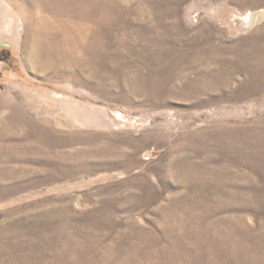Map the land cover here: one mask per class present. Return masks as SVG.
Here are the masks:
<instances>
[{"label": "rangeland", "instance_id": "obj_1", "mask_svg": "<svg viewBox=\"0 0 264 264\" xmlns=\"http://www.w3.org/2000/svg\"><path fill=\"white\" fill-rule=\"evenodd\" d=\"M0 77V264H264V0H0Z\"/></svg>", "mask_w": 264, "mask_h": 264}, {"label": "bare ground", "instance_id": "obj_2", "mask_svg": "<svg viewBox=\"0 0 264 264\" xmlns=\"http://www.w3.org/2000/svg\"><path fill=\"white\" fill-rule=\"evenodd\" d=\"M254 19V16H252V15H249L248 17H247V21L249 22V23H251V20H253ZM71 25V24H70ZM36 49V48H35ZM38 58V52L37 51H34V53L32 54V56H31V61H34V60H36Z\"/></svg>", "mask_w": 264, "mask_h": 264}, {"label": "built area", "instance_id": "obj_3", "mask_svg": "<svg viewBox=\"0 0 264 264\" xmlns=\"http://www.w3.org/2000/svg\"><path fill=\"white\" fill-rule=\"evenodd\" d=\"M1 80H2V79H1V77H0V85H1Z\"/></svg>", "mask_w": 264, "mask_h": 264}]
</instances>
